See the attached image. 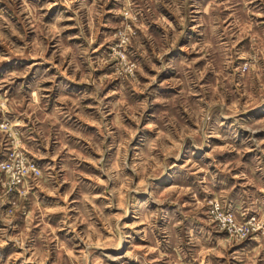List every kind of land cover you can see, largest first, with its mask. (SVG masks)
I'll return each mask as SVG.
<instances>
[{
  "label": "rangeland",
  "instance_id": "374dc122",
  "mask_svg": "<svg viewBox=\"0 0 264 264\" xmlns=\"http://www.w3.org/2000/svg\"><path fill=\"white\" fill-rule=\"evenodd\" d=\"M0 79V264H264V0H0Z\"/></svg>",
  "mask_w": 264,
  "mask_h": 264
},
{
  "label": "crops",
  "instance_id": "0c3cea01",
  "mask_svg": "<svg viewBox=\"0 0 264 264\" xmlns=\"http://www.w3.org/2000/svg\"><path fill=\"white\" fill-rule=\"evenodd\" d=\"M229 20L225 24H228ZM224 24V25H225ZM229 27V26H228ZM239 31V30H238ZM239 32H237L238 34ZM0 79V120H3L4 118H8V122L11 123L10 125H19V122H22L23 118L26 117V120L28 119V115L30 111L26 112L25 110H22L21 107H15L14 105L11 106V100L9 97L5 96V88L3 87L5 84L4 82L1 81ZM258 86H254V90H260L261 88V83L257 82L256 83ZM244 90L246 87L243 88ZM257 95H254V99H252V103L248 105L245 109L239 110L237 113L232 114L233 116H236L240 119L244 117H250L253 119V121H263L264 122V93L262 94L261 92H258ZM6 99H5V98ZM24 114V115H22ZM232 116L230 115H223L222 118H231ZM34 119V117L32 116ZM256 129H262L264 131V124L263 126H259L257 128H254L252 130ZM28 134V133H27ZM25 137L28 138V141L30 139H35L37 137L31 136V134L26 135ZM24 141V138H23ZM21 145L27 146L25 143H21ZM7 148L6 146V137L3 133V131L0 129V158L5 152V149Z\"/></svg>",
  "mask_w": 264,
  "mask_h": 264
},
{
  "label": "built area",
  "instance_id": "2783aa9c",
  "mask_svg": "<svg viewBox=\"0 0 264 264\" xmlns=\"http://www.w3.org/2000/svg\"><path fill=\"white\" fill-rule=\"evenodd\" d=\"M0 168L8 175L10 184L20 182L25 175L35 176L39 172L35 164L24 161L22 156H18L17 153H13L12 151L7 152L4 158L0 160ZM213 207L215 218L235 238L246 235L250 231L251 226H253V222L250 220L235 223L230 212L220 210L216 204Z\"/></svg>",
  "mask_w": 264,
  "mask_h": 264
}]
</instances>
